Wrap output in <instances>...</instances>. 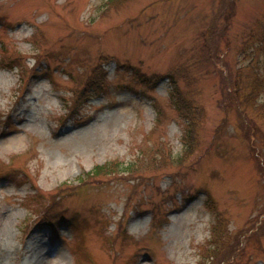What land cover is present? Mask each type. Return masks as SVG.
I'll return each instance as SVG.
<instances>
[{
  "label": "rangeland",
  "instance_id": "1",
  "mask_svg": "<svg viewBox=\"0 0 264 264\" xmlns=\"http://www.w3.org/2000/svg\"><path fill=\"white\" fill-rule=\"evenodd\" d=\"M261 38L264 0H0V264H264Z\"/></svg>",
  "mask_w": 264,
  "mask_h": 264
},
{
  "label": "trees",
  "instance_id": "2",
  "mask_svg": "<svg viewBox=\"0 0 264 264\" xmlns=\"http://www.w3.org/2000/svg\"><path fill=\"white\" fill-rule=\"evenodd\" d=\"M263 43H264V40L261 38V42L258 45H256V51L258 50L259 53H264V46L262 45ZM255 83H256V81H255ZM86 95H88L87 91L82 92L81 95H80V98H83ZM177 96L180 98L181 93L180 94H177ZM180 106H181V109L182 110L189 111L188 106H187L186 103L182 102V104L180 103ZM196 117H197V114L196 113H192V117H190V119H189L190 120V123H191L190 126H189L190 133H192L193 130H194V124H195V118ZM187 136L188 137H191V136H189V134H187ZM188 137H187V139H188ZM106 166L107 165H105V164L104 165L96 166L91 173L92 174L102 173V172L106 171Z\"/></svg>",
  "mask_w": 264,
  "mask_h": 264
},
{
  "label": "bare ground",
  "instance_id": "3",
  "mask_svg": "<svg viewBox=\"0 0 264 264\" xmlns=\"http://www.w3.org/2000/svg\"><path fill=\"white\" fill-rule=\"evenodd\" d=\"M7 131L4 132V134H6Z\"/></svg>",
  "mask_w": 264,
  "mask_h": 264
}]
</instances>
